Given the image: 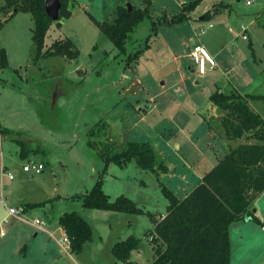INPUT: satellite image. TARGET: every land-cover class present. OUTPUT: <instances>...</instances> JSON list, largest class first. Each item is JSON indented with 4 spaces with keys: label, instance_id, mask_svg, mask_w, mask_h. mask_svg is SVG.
<instances>
[{
    "label": "rangeland",
    "instance_id": "obj_1",
    "mask_svg": "<svg viewBox=\"0 0 264 264\" xmlns=\"http://www.w3.org/2000/svg\"><path fill=\"white\" fill-rule=\"evenodd\" d=\"M189 1L77 0L70 5L71 16L52 25L54 36L44 49L71 40L80 52L77 59H35L30 13L19 12L0 28V48L9 61L6 69H0V181L3 166L15 177L14 181L4 178L0 194L3 186L14 205L39 204L49 198L44 206L27 211V220L11 218L2 223L6 236L0 237V264H127L117 261L112 249L130 236L141 240L132 261L154 260V246L146 233L155 226L151 216L162 220L167 214L163 186L178 197L187 196L196 183L192 178L198 172L197 162L205 159L216 165L231 145L223 135L209 134L208 121L222 130L225 113L218 108L212 112L206 91L235 89L242 95L264 96V0H203L189 21L170 24ZM3 3L0 0V6ZM128 4L147 10L149 16L131 35L127 52L120 53L100 23L114 22L117 9ZM215 6L221 14L210 21L200 19ZM5 17L1 15L3 21ZM202 43L222 65L216 72H230L223 81L201 78L189 70L183 76L178 70L174 53L188 55ZM180 62L191 63L187 56ZM249 103L264 117V100ZM97 125L102 134L92 139L93 148L88 132ZM16 140L30 148L29 159L21 158ZM129 141L153 144L167 160L169 173L159 179L135 160L123 168L112 164L103 189L112 201L126 196L146 214L85 209L79 197L93 188L104 168L99 151L113 154ZM30 161L43 164V173L24 172ZM255 207L264 221V192ZM67 212H78L94 230L81 255L62 253L49 234L33 224L39 218L52 232ZM243 224L250 228L249 235L230 229L232 264H264V231L256 221Z\"/></svg>",
    "mask_w": 264,
    "mask_h": 264
},
{
    "label": "trees",
    "instance_id": "obj_2",
    "mask_svg": "<svg viewBox=\"0 0 264 264\" xmlns=\"http://www.w3.org/2000/svg\"><path fill=\"white\" fill-rule=\"evenodd\" d=\"M3 1L0 6V28L19 12L32 15L35 59L41 56H64L69 59L79 57L80 52L71 40L57 41L51 49L44 52L50 28L71 16L70 5L75 4L77 0H61L58 22H54L47 14L46 0ZM202 1L190 0L184 4L181 13L170 19V24L189 21L190 13ZM221 13L215 6L203 15V20L210 21ZM1 15H6L5 21ZM147 16V10L134 9L130 12L128 7L120 6L114 22L100 23V27L116 49L120 53H126L128 40ZM155 26L157 25L154 24ZM250 46L252 47L251 44ZM139 55L140 52L135 54L134 58ZM8 64L7 52L0 48V69H6ZM220 80L223 81L224 78L217 81ZM249 100H264V96L242 95L235 89L226 93L222 88L211 93L210 101L225 114L221 121L222 130L214 127L209 120L210 131L223 135L231 145L214 168L184 198H179L172 190L163 186L162 190L169 205L162 220H155L154 216H151L155 226L146 236L151 238L155 258L150 264H232L231 226L247 220L261 223L255 205L264 192V117L250 106ZM98 127L100 125L88 132L89 144L93 148L96 147V142L92 139L102 134V129ZM101 127L104 129L106 123ZM16 141L21 149V158L29 159L32 153L30 148L21 140ZM236 142L239 143L234 145ZM106 152L107 149L99 151L104 168L99 173L97 182L87 194L79 197L83 207L91 211L145 215L144 209L126 196L112 201L103 189L104 176L112 164L123 168L135 160L142 170L151 171L160 179L162 174L169 173L167 160L150 142L129 141L116 153L105 154ZM41 205L44 206L28 203L24 207L29 211ZM59 226L69 237L70 252L74 255H81L93 240L94 230L91 223L78 212L63 214L59 218ZM140 241L130 236L116 243L112 249L116 260L136 264L132 261V253L139 249Z\"/></svg>",
    "mask_w": 264,
    "mask_h": 264
},
{
    "label": "built area",
    "instance_id": "obj_3",
    "mask_svg": "<svg viewBox=\"0 0 264 264\" xmlns=\"http://www.w3.org/2000/svg\"><path fill=\"white\" fill-rule=\"evenodd\" d=\"M247 29H244V32ZM232 31V30H231ZM244 39H247V36L244 35ZM190 59L193 63V70L196 73V76L201 78H211L214 80H219L224 78L223 74L218 71V65L214 57H212L209 52L205 49V47L198 46L190 52ZM45 167L41 163H36L34 161L28 162L27 165L24 166L23 170L26 173L31 175H40L43 173ZM2 178H8L9 181L15 180L13 174L5 169H2ZM0 205L6 208V216L3 219V223L8 222L11 218L15 219H22L27 220V211L25 210L24 206H9L7 198L2 194L0 195ZM37 228L41 230H45L47 223L39 218L35 219L33 223ZM60 244L62 246L63 252L68 253L70 251V244L71 241L66 233L63 235L62 239L60 240Z\"/></svg>",
    "mask_w": 264,
    "mask_h": 264
},
{
    "label": "crops",
    "instance_id": "obj_4",
    "mask_svg": "<svg viewBox=\"0 0 264 264\" xmlns=\"http://www.w3.org/2000/svg\"><path fill=\"white\" fill-rule=\"evenodd\" d=\"M201 20H203V17H201L200 18ZM231 30V29H230ZM54 33H55V29H54V26H52L51 28H50V30H49V32H48V36L46 37V41H45V45L49 42V39H50V36H51V34H53V36H54ZM58 36H55L54 38H57ZM53 38V39H54ZM192 44L193 45H195V41H193L192 42ZM199 46H202V47H205V49L209 52V54L212 56V57H214V59L216 60V63H217V65H218V70H219V68L222 66L219 62H217V60H218V57H217V55H215V54H212L209 50H208V48H207V46L204 44V43H202V44H200ZM175 54V57H174V61H178L179 62V65H178V70L182 73V75L184 76L185 75V73H184V70H189V71H191V72H193L194 73V68H193V63H192V60L190 59V54H188V55H176V53H174ZM185 56H187V59L189 60V61H191V63H190V65H188V64H183L182 62H180V60H181V58L182 59H185ZM186 66H189V69H187L186 68ZM220 73H222L223 75H225V76H227L228 74H230V72H225V70H222V71H220ZM227 74V75H226ZM138 77V79L139 80H141L142 82H141V84L143 83L144 84V81H143V78H142V76H137ZM142 87H143V85H142ZM144 90V89H143ZM145 91V90H144ZM143 91V92H144ZM151 99V103L154 101V100H152V98H150ZM209 100H210V98H209ZM253 101V100H252ZM210 102V109L212 110V112L213 111H215L216 109H217V107L213 104V102H211V101H209ZM251 106V105H250ZM252 107V106H251ZM257 111V110H256ZM258 112V111H257ZM261 114V113H260ZM210 128H209V134H210ZM210 136H211V134H210ZM226 142V141H225ZM226 149V148H225ZM219 160V158H217V161ZM200 164V165H199ZM198 164V162H197V164L195 165L196 166V168H197V170H198V172H195V175L193 174V177L194 178H192V179H195V185L192 187V190L195 188V186H197L200 182H201V180L203 179V177L209 172V171H211L213 168H214V166H215V164H214V162L213 161H206L205 159H204V161L202 162V163H199ZM2 169H4V166H3V168ZM191 169H192V167H191ZM187 172H189L188 170H186ZM14 181V180H13ZM5 179L4 178H2V175H1V181H0V183L2 184V185H4L5 183ZM187 184V183H186ZM176 189V188H175ZM174 192V191H173ZM175 193V192H174ZM4 195L5 196V190H4V187L2 186V191H1V194L0 195ZM176 194V193H175ZM177 195V194H176ZM178 196V195H177ZM6 197V196H5ZM185 196H183V197H179V198H184ZM7 198V197H6ZM7 200H8V205L9 206H14V207H17V206H21V205H24V202L23 203H21V204H10L9 203V198H7ZM49 200V198H48V196L46 197V200H45V202L46 201H48ZM45 202H43V203H45ZM43 203H41V204H43ZM26 204V203H25ZM40 204V203H39ZM0 207L2 208V209H0V229H1V232H0V237L2 238V237H5L6 235V233H5V231L2 229V223H3V219H4V217L6 216V214H7V212H6V208L4 207V206H2V205H0ZM45 208H47V205L45 206ZM16 220V219H15ZM261 221V223L260 224H257V227H261L262 228V231H264V221L263 220H260ZM57 224H58V226H56V225H53L52 227H53V231L52 232H50L47 228H45V230H42L43 232H45V233H48L49 234V236H50V239H52V240H54L55 242H56V244L58 245V247H59V249H60V251L62 252V253H64L63 252V249H62V246H61V244H60V240L62 239V237H63V235L65 234V232H64V230L59 226V221L57 222ZM33 227H35V226H33ZM232 228H234L235 227V230L237 231V232H240V234H241V236H242V234H243V232H244V234L245 235H249L250 234V228L249 227H247V225H244L243 224V221H240V222H237V223H235V224H233L232 226H231ZM36 229H38V230H40L41 231V229H39V228H37V227H35ZM47 231V232H46ZM249 233V234H248ZM36 235H38L37 233H36ZM65 254V253H64ZM68 255H70V256H72V253L69 251L68 253H67Z\"/></svg>",
    "mask_w": 264,
    "mask_h": 264
},
{
    "label": "water",
    "instance_id": "obj_5",
    "mask_svg": "<svg viewBox=\"0 0 264 264\" xmlns=\"http://www.w3.org/2000/svg\"><path fill=\"white\" fill-rule=\"evenodd\" d=\"M154 0H142V2L144 4H148L153 2ZM62 4H61V0H46V12L47 14L50 16V18L54 21L57 22L60 19V10H61ZM128 9L130 12H132L134 10V7H132V5L128 4L127 5ZM208 94V97H211V93L209 90L206 91ZM46 200L43 199L41 203H43ZM248 221V220H247Z\"/></svg>",
    "mask_w": 264,
    "mask_h": 264
}]
</instances>
